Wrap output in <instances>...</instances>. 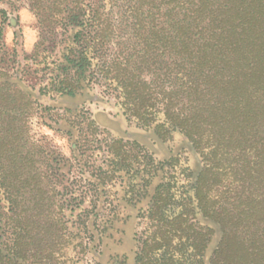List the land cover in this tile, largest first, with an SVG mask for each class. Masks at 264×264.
Returning a JSON list of instances; mask_svg holds the SVG:
<instances>
[{
    "label": "rangeland",
    "instance_id": "1",
    "mask_svg": "<svg viewBox=\"0 0 264 264\" xmlns=\"http://www.w3.org/2000/svg\"><path fill=\"white\" fill-rule=\"evenodd\" d=\"M57 2L0 0V83H7L0 85V264H192L185 238L168 239L171 220L197 206L202 153L177 128L155 127L165 120L160 103L156 122L143 129L100 83H82L72 97L43 91L71 34L55 16ZM169 66L163 57L161 72ZM19 87L31 94L30 108L9 101ZM152 204L165 206L161 217ZM195 216L187 223L215 230L209 256L219 226L198 208ZM161 232L162 246L142 252Z\"/></svg>",
    "mask_w": 264,
    "mask_h": 264
},
{
    "label": "trees",
    "instance_id": "2",
    "mask_svg": "<svg viewBox=\"0 0 264 264\" xmlns=\"http://www.w3.org/2000/svg\"><path fill=\"white\" fill-rule=\"evenodd\" d=\"M54 13L71 34L44 92L72 97L100 83L143 129L156 122L160 103L165 120L155 127L177 128L202 153L197 206L171 220L169 239L161 232L144 240L142 252L185 238L192 264H264V0H58ZM166 56L171 67L162 73ZM9 93L25 108L33 103L21 87ZM164 207L150 208L161 217ZM195 208L221 232L209 256L215 230L187 223ZM13 255L24 260L20 250Z\"/></svg>",
    "mask_w": 264,
    "mask_h": 264
}]
</instances>
